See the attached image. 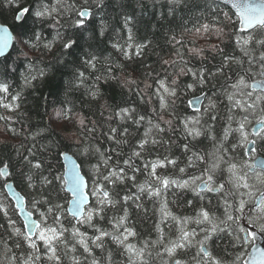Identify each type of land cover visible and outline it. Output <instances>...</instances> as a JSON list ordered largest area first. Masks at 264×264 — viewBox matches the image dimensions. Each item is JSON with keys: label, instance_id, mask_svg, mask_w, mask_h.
I'll use <instances>...</instances> for the list:
<instances>
[{"label": "snow or ice", "instance_id": "1", "mask_svg": "<svg viewBox=\"0 0 264 264\" xmlns=\"http://www.w3.org/2000/svg\"><path fill=\"white\" fill-rule=\"evenodd\" d=\"M148 2L160 28L172 25L178 17L183 21L180 13L195 15L197 23L185 27L179 36L172 27L167 28L164 36L174 49L173 58L161 62L163 75L154 69L146 72L141 87L140 79L131 72L125 74L124 65L104 56L100 42L110 28L115 32L119 27L127 32L128 43L113 42L111 47L125 60L132 59L129 49L133 47L134 55L142 57L152 40L144 37L134 43L133 26L147 11L145 0H91L92 6L82 9L64 0H32L31 4L28 0H5L8 6H15L13 19L20 29L16 43L40 47L42 34L33 27L39 22L57 28L43 49L51 52L59 43L60 52L45 67L30 63L21 91L12 93L7 80H0V108L18 111L25 102L23 89H34V82L69 71L71 90L84 89L82 98L88 102L103 98V122L89 123L82 113L77 114L80 135L73 142L75 151L71 155L68 151L55 153L68 162L63 171L52 172L51 160L41 155H52L53 147H61L59 143L41 144L37 149V137L46 139L47 130L29 135L33 144L22 155L19 174L31 190V199L19 191L12 192L14 205L7 195L0 198V240L4 241L6 264H264V247L256 243L257 234H264V158H257L256 147L264 142V0H221L231 5L234 16L217 5L211 8L212 20L203 23L196 15L204 7L198 0ZM212 4L216 5V0ZM66 16L70 31L62 32L59 29ZM185 34L193 39L185 41ZM213 38L219 43H210ZM200 40L205 43L197 45ZM13 42L9 27L0 24V76L5 78L18 71L7 51ZM227 42L233 45L231 52L225 47ZM24 55L27 58V53ZM184 77L191 79L184 81ZM209 87L214 90L211 96L204 91ZM116 89L122 97L135 95L139 104L110 103L107 90ZM197 89L200 95L187 102L195 114L177 115V102L183 103L181 97ZM224 101L226 116L221 117L219 106ZM63 103L65 107L57 115L69 120L72 109L67 101ZM144 106L147 111L142 112ZM221 118L225 120L223 133L217 135L215 122ZM252 118L256 125L249 132ZM12 119L0 115V120ZM98 130H102L99 136L106 138L107 146L98 140ZM177 130L183 143L170 135ZM233 133L239 134L237 143L229 140ZM202 138L211 142V150L197 148ZM173 146L185 160L184 166L178 167L179 176L158 172L177 169L181 157L173 153ZM238 147L244 150L239 162L231 155ZM161 148L169 154L161 155ZM84 165H88V180L82 174ZM192 168H199V174L183 178ZM10 176V165L4 163L0 179L9 190L14 187L7 182ZM188 191L208 203H201L193 216L178 215L169 207V197L179 207ZM205 193L218 194L222 204L212 205ZM145 200L159 205L155 239L141 238L132 221L134 211H148ZM186 204L191 206L193 201ZM16 216L23 218V230L17 226ZM220 236L229 238L233 249L243 250L231 258L215 255L210 244ZM192 249L195 252L188 260L185 257Z\"/></svg>", "mask_w": 264, "mask_h": 264}, {"label": "trees", "instance_id": "2", "mask_svg": "<svg viewBox=\"0 0 264 264\" xmlns=\"http://www.w3.org/2000/svg\"><path fill=\"white\" fill-rule=\"evenodd\" d=\"M198 2L203 5L196 15H199L200 22H210L212 20L213 12L211 11L212 7L218 5V8L222 12H228L229 15L234 16V13L222 5L221 3H217L216 5L212 4V1H204L198 0ZM28 3L31 4L32 0H28ZM64 3L74 4L78 9H82L85 7H91V0H88L85 3V0H64ZM147 11L145 12L143 19L136 25L133 26V37L134 43L140 42L144 37H148L152 40V46L146 50L145 54L142 57L135 56V48L129 49V54L132 56V59L125 60L122 53L117 52L114 48L111 47L113 42H118L121 45L126 46L127 41V32L117 27V31L113 32L112 29H109L108 34L103 38L100 42V48L103 51L104 56L110 57L113 61L118 62L119 64L124 65L125 74L131 72L132 75L142 81L141 87H143L144 74L151 70H156L162 72V64L163 60H169L173 58L174 49L172 46L166 43L164 32L168 27H172L175 33L179 36L185 27L191 28L194 24L197 23L195 15H189L188 13H180L179 16H183L184 20L181 21L179 17L177 20L173 22L172 25L165 24L163 28H160L157 24L158 17H154L152 12L154 11L151 8V4L148 0H145ZM15 12V6H8L5 3V0H0V24H5L12 31L17 34L20 29L16 27L13 16ZM221 20L224 17L221 15ZM64 27L59 29L60 31H70L68 28V24L70 21L67 19V16L62 21ZM36 32L42 34V38L39 41L40 47L32 49L28 44L16 43L14 44L12 50L10 51V61L16 63L18 65V71L8 77L0 76V80H7L9 83L10 91L15 93L17 91H21L23 88V80L24 76L28 74V65L30 63H34L37 67H45L46 65L54 62L58 53L60 52V44L56 43L53 46L51 52L43 49L42 45L46 41L53 40L56 35L57 28L49 27L48 24L41 25L37 22L33 25ZM231 27V26H229ZM31 36V32H29L26 36ZM34 39V38H33ZM185 41L193 39L191 35H184ZM227 40V38H225ZM210 43H219V41L213 38ZM203 40L197 41V45L204 44ZM225 47L229 52L233 50V45L231 42H227ZM25 53H27V58L25 57ZM237 55L240 53L237 51ZM218 59V58H217ZM2 60V59H0ZM193 63L198 65V62L193 60ZM145 65H150L151 67H145ZM184 81H190V77L182 78ZM71 82V72H66L61 75L57 73L54 77H51L45 81H36L35 88H27L23 89V96L25 97V102L21 104V107L18 111H8L6 109L0 108V115L12 117L13 119L10 121L0 120V167L3 166L4 163H8L10 165L11 176L7 178V182L10 181L14 184L15 188L22 194L26 196V199H31V190H29L25 184H23L20 180V169L21 164L20 160L22 155L27 154L26 149L33 144V141L29 139L30 134H35L40 129H46V139H41L37 137L36 145L37 149L41 144H50L56 145L60 144V148L56 149L53 147L52 155L41 153L44 155L45 159L51 160L52 163V172L59 173L63 171V165L61 162V157L55 155L57 151H68L71 155L75 151L74 141L79 137V129L76 126V115L83 114L88 122L91 123L92 120H96L98 122H103L100 116L101 107L100 105L103 103V98L96 102H88L82 98V93L84 89L80 90H71L69 88V84ZM149 82H152L149 80ZM110 103L115 104H123L125 101L127 102H135L139 104V101L135 95L128 97L127 94L125 96L120 95V89L107 90ZM207 95L211 96L213 94V89L210 87L204 89ZM193 95H200V90L197 89L195 93L189 92L187 95L182 96L181 100L177 102L178 104V112L177 115L185 116V115H194V111H191L187 106V102L189 99L193 97ZM67 101V107L72 109V118L69 120H65L63 115H57V112L61 111L65 104L63 102ZM204 104H207V101L204 100ZM227 104V101H224L223 105L219 106V113L221 117L226 116V111L224 105ZM141 111H147V106L141 108ZM27 115H24V114ZM110 113L105 112V115H109ZM166 118H171L165 113ZM179 129L178 121L174 122ZM113 126H116V122H112ZM225 124V120L223 118L218 119L215 122V133L220 135L223 133V127ZM235 127V124H233ZM107 130V126L103 129ZM102 130H98V140H102L104 142V146H107L106 138L99 136V132ZM141 132L143 129L140 130ZM172 138L177 141V143H183L182 134L179 130L175 133L170 134ZM238 133H233L229 135V140L235 143ZM130 139H135V137H130ZM229 148L231 145H227ZM198 149H208L211 150L212 144L210 141L206 139H201L199 143H197ZM241 155H243L242 148L238 147ZM258 150L260 154L264 155V142L258 143ZM173 153L177 157H181L180 163L177 166V169L169 168L167 170L158 169V172L170 173L172 175L179 176L178 167L184 166L185 160L182 157V154L178 149L173 146ZM159 153L161 155L169 154L165 151L164 148L159 149ZM232 156L235 153H231ZM235 157V156H234ZM241 157V156H240ZM77 162H79L78 158ZM199 171V168H196ZM88 172V165H84L82 174H85L86 179L88 180V176L86 173ZM194 173L193 169H189L187 174L183 178H187L188 175H192ZM143 176H139V180H143ZM6 181L4 179H0V198L4 197V183ZM91 183V181H89ZM135 189H133L134 191ZM61 195H65L61 193ZM206 197L211 198L212 205L222 204V201L218 199V195L207 193ZM184 204L182 206L177 207L176 205L171 203V197H169V207L178 215L185 216H193L195 215V210L200 206L201 203H208V200H204L201 202L196 196L193 195L192 192H184ZM70 199V196L68 195ZM187 200H192L193 204L188 206L186 204ZM64 203V201H61ZM146 207L148 211L145 212H133L132 221L135 223L141 238L147 239H155L157 233L154 230V223L159 218L156 214V209H158L159 205L154 204L145 200ZM66 206V205H65ZM223 212V209H220V213ZM67 215V214H66ZM17 219V226L23 230V224L20 221L19 217H15ZM37 218V217H36ZM70 220L71 218L68 217ZM2 231V230H0ZM167 231V228H165ZM7 239V237H5ZM214 244H210V248L214 251V254L220 257L231 258L238 251L242 249H233L230 246L229 238L220 236L219 238L214 237ZM4 241L0 240V264H6L4 258ZM9 246L11 242L9 241ZM17 253L19 250H16ZM97 255H100L99 250H97ZM188 260H191V255H187L185 257ZM69 264L71 262L69 261Z\"/></svg>", "mask_w": 264, "mask_h": 264}, {"label": "water", "instance_id": "3", "mask_svg": "<svg viewBox=\"0 0 264 264\" xmlns=\"http://www.w3.org/2000/svg\"><path fill=\"white\" fill-rule=\"evenodd\" d=\"M204 1H209V0H204ZM210 1H212V0H210ZM216 2H218V3H221V4H224L225 6H227L228 8H230L233 12H234V14H235V10L234 9H232L231 8V5L230 4H225V3H222L221 2V0H216ZM10 29V28H9ZM10 31L13 33V40H14V42H13V45L7 50L8 51V53H10V51L12 50V48H13V46H14V44H15V32H13L11 29H10ZM0 59H3L2 57H0ZM201 99L203 100V97H201ZM191 109V108H190ZM192 111H193V109H191ZM251 147V145L249 146V148ZM74 158V157H73ZM261 157H259L258 159H260ZM75 159V158H74ZM61 162H62V165H64V164H67L68 162L66 161V160H63L62 158H61ZM85 179H86V177H85ZM87 180V179H86ZM8 183H11V184H13L12 182H8ZM14 185V184H13ZM4 190H5V193H6V195L9 197V199H10V201H11V195H12V192L13 191H18L16 188H15V186L12 188V189H5L4 188ZM69 196H70V194H69ZM71 198V197H70ZM90 199V202H91V197L89 198ZM12 203H13V205H14V201H11ZM19 218H20V220L22 221V223H24V221H23V218L22 217H20V216H18ZM35 218V217H34ZM256 243H257V245L258 246H260V247H264V238L260 235V234H257V239H256ZM250 251H251V249H250ZM249 251V252H250Z\"/></svg>", "mask_w": 264, "mask_h": 264}, {"label": "flooded vegetation", "instance_id": "4", "mask_svg": "<svg viewBox=\"0 0 264 264\" xmlns=\"http://www.w3.org/2000/svg\"><path fill=\"white\" fill-rule=\"evenodd\" d=\"M248 130H249V126H248ZM233 135V134H232ZM255 137H250V139H254ZM238 139H239V136L237 135V138H236V140H235V143H237V141H238ZM232 143H234V142H232ZM257 150H258V144H257ZM237 150H239L238 148H237ZM236 150V152H235V159L237 160V162H239L240 161V159H241V157H243V155H241V153L239 152V151H237ZM242 151H244L243 150V148H242ZM260 151L258 150L257 151V157L258 156H261V157H263L264 158V155L263 154H260L259 153ZM241 156V157H240ZM245 159H247L246 157H244ZM193 169V171H194V173H192V174H199V171H197L196 170V168H192ZM205 194H207V193H205ZM211 194V193H210ZM215 195H218V194H215ZM222 209V208H221ZM245 223H246V221H245ZM194 226V225H193ZM167 231H168V229H167ZM166 231V232H167ZM258 234H260L263 238H264V234H261V233H258ZM250 249L251 248H249L248 249V251H250ZM243 250V249H242ZM194 252H195V249H192L189 253H188V255L190 254L191 256L194 254Z\"/></svg>", "mask_w": 264, "mask_h": 264}, {"label": "rangeland", "instance_id": "5", "mask_svg": "<svg viewBox=\"0 0 264 264\" xmlns=\"http://www.w3.org/2000/svg\"><path fill=\"white\" fill-rule=\"evenodd\" d=\"M255 123H256V122H255V119L252 118V119H251V123L248 125V126H249V130H248L249 132L252 131V128H253V126L255 125ZM92 202H94V201H92Z\"/></svg>", "mask_w": 264, "mask_h": 264}, {"label": "bare ground", "instance_id": "6", "mask_svg": "<svg viewBox=\"0 0 264 264\" xmlns=\"http://www.w3.org/2000/svg\"><path fill=\"white\" fill-rule=\"evenodd\" d=\"M222 5H224V4H222ZM225 6V5H224ZM227 7V6H226ZM228 8V7H227ZM230 9V8H229ZM231 10V9H230ZM232 11V10H231ZM233 12V11H232ZM234 13V12H233Z\"/></svg>", "mask_w": 264, "mask_h": 264}]
</instances>
